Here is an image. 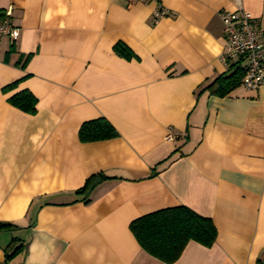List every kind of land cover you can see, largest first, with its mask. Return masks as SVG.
Listing matches in <instances>:
<instances>
[{"label": "crops", "instance_id": "crops-1", "mask_svg": "<svg viewBox=\"0 0 264 264\" xmlns=\"http://www.w3.org/2000/svg\"><path fill=\"white\" fill-rule=\"evenodd\" d=\"M238 6L264 36V0H0L18 30L0 38V223L16 227L0 230V264H167L129 224L175 206L216 238L170 264L264 263V87L202 90L238 62L222 57L220 17ZM22 90L34 114L8 102ZM98 118L118 136L80 142ZM13 238L25 249L6 261Z\"/></svg>", "mask_w": 264, "mask_h": 264}, {"label": "trees", "instance_id": "trees-1", "mask_svg": "<svg viewBox=\"0 0 264 264\" xmlns=\"http://www.w3.org/2000/svg\"><path fill=\"white\" fill-rule=\"evenodd\" d=\"M4 19L5 10L0 8V23ZM114 50L125 59L134 56L121 43H117ZM226 62L229 61L226 60ZM241 76L242 72L238 62L232 63L228 73L218 75L202 90H208L210 94L224 97L239 85ZM15 85L16 82L11 83L3 87L2 91L7 92ZM36 101V98L27 90H22L8 98L11 105L28 114L35 113ZM117 136L114 127L104 118L86 121L78 130V137L82 143L108 140ZM105 179L106 177L101 173L90 175L83 186L75 191V194L82 195L85 201L92 189ZM13 229L16 227L10 223H0V230ZM129 229L146 253L167 264L175 262L180 257L190 240L204 247H211L216 238V228L212 220L198 215L185 206H175L140 216L130 222ZM7 249L6 261L24 250L25 244L22 240L13 238ZM257 264L264 263L258 260Z\"/></svg>", "mask_w": 264, "mask_h": 264}, {"label": "built area", "instance_id": "built-area-1", "mask_svg": "<svg viewBox=\"0 0 264 264\" xmlns=\"http://www.w3.org/2000/svg\"><path fill=\"white\" fill-rule=\"evenodd\" d=\"M149 2L151 0H139ZM11 9L5 10V19L0 23V38L8 36L12 39L18 37V30L9 22ZM168 14L162 6H158L155 19ZM223 24L224 51L223 59L236 60L242 70L241 84L247 89L264 87V36L253 25L251 15L238 6L233 11L220 12ZM166 140L173 141L171 132L166 135Z\"/></svg>", "mask_w": 264, "mask_h": 264}]
</instances>
